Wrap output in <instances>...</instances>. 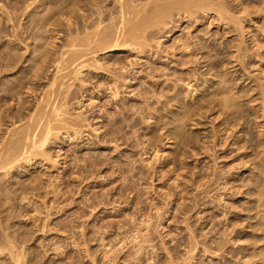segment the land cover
<instances>
[{"label": "rangeland", "instance_id": "1", "mask_svg": "<svg viewBox=\"0 0 264 264\" xmlns=\"http://www.w3.org/2000/svg\"><path fill=\"white\" fill-rule=\"evenodd\" d=\"M10 1L16 2L17 0H1L0 2H10ZM18 1L23 2V0H18ZM72 1L71 0H44V1L43 0H37L36 1L39 4V6L41 5V7L39 8V6H38V8L37 7L35 8V10L33 9L32 11L34 13L31 11L33 15L39 14L40 16H42V14H43V16H44L47 14V12L51 13L52 11H54V18L56 20L59 18L60 21L59 20H57V21H59L60 23L55 20V22H52V23L49 22V23H51V26H49L50 24L48 25V23L44 24L46 28L44 27V25L38 26V27L43 26L45 28L44 29L41 27L40 33H42L47 28L49 29L48 34L46 33L48 29L42 33L43 35L46 33L44 35L46 37H44L42 34H40L38 31L39 29L37 30V28L35 29L34 33H31V34L28 32H23L22 30H20L21 37L27 33L29 34V36H28V34L26 35L29 38V40H28L29 42L27 41V38H26L27 45L30 46V47H28V51H27L28 53L27 52L23 53V51H18L19 48H20V50L26 51L24 44L22 45V49H21V47H19V45L21 46V44L17 43L19 41L16 40V38L10 36L12 34V33H9L11 27L9 28L8 23L7 24L5 23L6 25H4V22H5V21L3 22L4 19H1L2 23H0V26L4 27L3 32L1 33L3 35H1L2 37L0 36L1 37L0 38V45L3 44V45H1V47L2 48L5 47L6 49H8L10 47L9 49L10 50L12 49V51H13V50H15L14 48H16L17 44H18V47L14 51V54H18L17 51L19 52V56H20L21 52H22V54H25V56H23V57L21 55V58H23L22 59L23 61H21L22 63L20 62L21 64L19 65V67L15 68V70L13 69L14 71L12 70L15 73H13L12 71L7 72L8 75H6V77L11 78L9 80L11 82L7 81L8 86L16 85L15 87H17L20 85L19 83H22L25 79L26 80L29 79V76H31V74H32V67H29V66H30V64L34 63V60L31 59L32 56H34L33 53L35 54L34 58H37L38 57L37 55L41 54V52L43 50L45 51L46 49H49L52 53L49 50H48V52L47 51H45V52L48 54L50 52L49 55L53 54L54 56L53 55L52 56L55 57L57 55L58 51H60V50L62 51L63 49L66 48V43L68 44V38L70 37V33H69V29H68L70 27L68 26V24H69L67 21L68 17H66V16L69 15L70 13H68V14L64 13V15H62L63 12L58 11L59 13L55 15V8H57L56 11L61 9L64 12H66L67 11L66 8L70 7ZM43 2H44V4L46 2H48V3H46L47 5H44ZM223 2H225L224 4L228 6V8L226 7L227 10H229L227 13H225L226 15L224 14L225 17L227 16L226 19H224L223 21L215 19L216 17H214V15H215V12H214V13H212V15L209 14L208 16L202 18V20L200 18L198 22H196L192 25L190 22H187L184 20L180 21V23H179L180 26H177V28L174 29L169 36L165 35L164 37H162L164 39L163 43H162V47L154 49V50L158 49V55H156L157 58L154 57L152 54L146 53L144 55V53H143V55L141 56L140 59H135L133 57L134 55H132V53L129 52L128 50L109 51L106 48H105V50H104V48H100L102 51L99 50L98 51L99 53H97L95 55L101 57L100 61H103V64L101 62L100 63L98 62V63L103 65V66L100 65L103 69L97 68L96 65L98 67H100V66H99V64L96 63V65H93L90 68L91 69L90 71H88L86 69V70H84L83 75L80 76L83 79H87L85 81H88L89 84L91 83L94 85L96 83V81H97V83H99V82L102 83V82H104V80L106 82L107 80H109L108 76L111 75L110 73H113L114 71H115L114 73H118V72H116V69H118L117 71H119V69L121 67V63L122 64L125 63V65H126L128 62L127 65H130V66L136 65L137 67L134 66V67H136L135 68L136 71L137 70L140 71V69H143L141 72H137L135 77L138 76V79H136V80L134 79L135 84L132 83V81H131L132 85L130 87H127L130 84L128 82L127 83L128 85H125V87H124V89L126 88L127 91L123 89V94L121 95L122 100L120 101V106H121V108L123 107L124 109H126V111H128L130 113V115H128V113L127 114L116 113L114 115L110 114V111L114 110L115 104H114V102H112V99L109 96L110 93H108L106 95V92L104 94L103 91L100 92L99 96L97 94L95 95V97H94L95 100H93L95 104L92 103L93 105H90L89 103L91 101L88 99L89 95H85L84 97H81V92H83V86L81 85V82H80L81 80L78 79L79 81L76 82L77 81L76 80L74 83L75 85L72 86L73 90L71 89L73 91V93L74 92L75 93L74 94L72 93V95L70 94L72 96V98L69 97L71 100L69 102V104L71 103L70 104L71 108L68 106L69 112H67V113H69V115L67 113L65 115H68V118L70 116V119H72L73 117L77 116L78 112L83 111L82 113H84V114L88 113L87 115H89L90 119L92 120L93 116H95L94 114L97 113V111H100L99 109L102 108L101 114L104 113L103 117H102L103 120H101L98 123L100 125L103 124L101 129L98 130L97 132H94L91 129L92 127H90V125H88L89 126L88 129H85V130L91 132L92 133L91 136H88V135H86V133L85 134L83 133V134H81L82 136L77 135V138H75L73 140H70V139L64 140L63 138H64L65 133H63L64 130L63 131L61 130L62 133L61 132H60V134L54 133L52 135L54 137H52L50 139V141H48L47 146H45L46 147L45 151L47 150L46 152L48 153L47 154L45 152L48 156H46L44 153V155L47 157L46 159H45V156L43 154L42 155L40 154L41 156L40 157L37 156L38 158L35 157L34 162L30 165H28V164L25 165V162L23 161L24 163L21 162L23 165L20 164L19 165L20 167L18 166V168H16V167L13 168L12 171H10L11 173L8 171L9 172L8 174H4V172L2 171L3 172L2 176H4V178H5L4 180H7V181L10 180V182L8 181L7 183H10L9 185L11 187L8 190V191H10V193L5 191V193H7V194H5L3 191V194H5L6 196L11 195V198H9V197L6 198V197H4L5 195L1 196V195H3V194H1L0 195L1 196L0 201L1 200L2 201L0 203H1L2 207L0 206V209L3 211L4 210L8 211V212L7 211L5 212L8 215V220L6 219L5 221H8V222L11 221V222H9V224L13 225L12 223H14L13 228L16 227V229H14V230L11 229V230H13L15 233H17L19 231L18 235H20V234L22 235L23 233H26V235L24 234V236L22 235V237H20L21 235L18 236L17 234H16L17 236H15V238L16 237L21 238L20 241H26L27 242V243L26 242H23V243L18 242L20 245H22V244L24 245L26 243L27 245L24 247L25 248L28 247L27 249L32 248V250H33V251L32 250L27 251L26 254L32 258H30L29 256L27 257V255H26V260H28V258L33 259L34 261L33 260H29V261L30 262L32 261L35 264L37 261H38L37 264H39V263L40 264H94V262L96 264H103L101 262H104V261H105L104 264H134L135 261L137 260V262L139 261L138 262L139 264H143L144 262H146L147 256L149 255L150 251L148 249L149 247L146 248L147 246L144 247L146 249L141 248L140 243L143 241V239H141V238L144 236H147L148 235L147 232L150 231L149 235L150 234L151 235L150 236L148 235V236L149 237L153 236L152 240L155 238V240H153L154 242L153 241L152 242L154 244L156 243L158 248H159L158 249L156 247V250L158 251V253L156 251V255H158L157 258H159L158 259L159 261L164 263V261L165 262L167 261L166 259L168 258V256H167L168 253H171V254H173L175 256H179V257L184 255L183 253H185L184 250L186 247L185 242H186L187 237L189 235L188 231L192 230V231L196 232V234H198V239H201V240L203 239L204 241L203 240L202 241L205 243H211L212 242L211 240L214 237H215L214 240L216 239L217 241H220V240L224 241V240L232 239V238H233L232 240L236 241L239 236H240L241 242L232 241L233 242L232 243V242H229L227 240L226 246H228V247L223 246V248H222L223 251L221 250V253H220L219 249L217 250V249H215V247H213V249H215V250L212 251L211 253L215 254L214 252L217 251L216 252L217 254H215V255H212L209 252V253H206V255L204 253V256H202L203 252L200 251V254H198V255H200L199 256L200 258H198V255H197V259H196L197 262L192 261L191 264H211L210 262H212V260H213L212 264H217V263L226 264L227 262H228L227 264H229V263L230 264H235V263L236 264H240V263L241 264H245V263L251 264L252 263V262L251 263L249 262L248 257L246 256V254H244V249L242 247H244L245 244H242V240H245V241L250 240L249 234L251 235V232L249 231L250 227L248 230V224L250 223V221H253V220L249 221V219H246V218L249 215H251L252 212H254L253 210L251 211L250 207L253 208L255 206V201H253L254 197H252L253 194H252V190H251L252 183H250L251 187H249V182H252L253 177L255 179H259V177H260V179H262L261 177L262 176L264 177V173H263L264 172V168H263L264 165L262 164V161L259 162L260 158H261V156L259 158V154H258L259 151L257 152L255 150L257 148L260 150L261 148L257 147L254 149V147H256L257 144L254 143L253 141H251V145H254V146L250 147L249 146L250 142H249V143H247V145L249 147L247 146V147L243 148L244 146H246V145H242L243 143L242 144L240 143L241 140L243 141V138H240L238 143H234V139L236 137L235 134H238L237 129H235L236 131L231 132L233 135H235V137H234L232 134H230V132H229L230 130H228L227 129L228 127H226V126H228V124L226 125V123L224 121L227 118L228 122H230L233 118H235L234 114H236V113L232 114L230 112L231 115L229 116L230 113L228 111H231V109H229L228 111L226 110V111L222 112V111H220V108L217 105L216 106L218 108L214 105H210L211 107L208 106L210 108H208V107L204 108L205 113L203 112L204 113L202 116L203 119H201V120H202V125H204L205 127L200 126V128H198V129H197V127H199V126H195V125L189 127L191 130L190 131L191 136L193 135L192 136L193 139L191 137V140L193 143L191 142L192 144L188 145V146L192 145V147L189 148V151H188V148L186 145L182 144L183 145L182 146L180 143V145H181L180 146V145H178L179 143H176L177 142V140H175L176 138L173 137L172 134H168V132H169L168 128L164 124L165 121H167V116L171 114L170 109H175L178 106L177 101L176 102L174 100H172L171 102L169 101V98H172L169 96H173V95L176 96L177 95L176 93H178L177 97L179 96V98L180 97L183 99L185 98L186 101H189V100L191 101V99L188 98V96L190 97V95H188L189 92L187 94L188 96L186 95L187 84L185 87L186 82L184 83V80L188 74V70H186L187 67L191 68V70H190L191 73H189V77H191V78L193 77L192 82H194L195 81L194 79H196V81L194 82L195 84H197V83L200 84V81L202 82V80L204 78L207 80H208V78H210L211 81H209L207 83V86L205 89H207V87H209V86H212V84H214V85H217V83L222 84V82H224L222 78H224V79L226 78L225 79L226 81H227V79L228 80L232 79L231 83H232V81H234L233 82L234 86H233V84H231L229 82L230 80L227 81L230 85H227L228 84L227 82L223 83V84L227 85L229 87V89H232L233 92H234V90L237 91L241 86L245 87L246 84L254 86L255 82H256V84L258 83L256 80H251V79H255L261 75L259 68L257 66H255L256 63L254 62V60L258 59L257 58L258 56L256 54V52L258 51V48L256 47L257 45H255L256 43L254 41H257V39L262 38L260 40V41H262V43L260 42V44H262V48H261V50L259 49L258 52L263 53L264 52V45H263L264 44V0H238V1L237 0H223ZM42 4H43V6H42ZM113 4H114V2L110 3L109 6L111 7ZM58 5H60V6H58ZM253 5H254V7H253ZM241 6H242V8H243V6L244 7L249 6V7H247L248 10H246V8H244L246 10V12H245V10L243 11L241 9ZM42 7H44V9H42ZM46 7H47V9H46ZM256 7L257 8L261 7L262 10L260 11L259 9H261V8L257 9ZM38 9H39V11H38ZM52 9H54V10H52ZM36 10L40 13H38ZM241 10L243 11V13H241ZM49 11H51V12H49ZM247 11H249L250 14ZM18 13L21 14L20 12H17V14ZM60 14H61V16H60ZM28 15H31V14L28 13L26 15H23V17H22V15L21 16L19 15V18L22 17L23 26L26 25L27 28L29 29L30 24H32V26H33V23L29 24V21H31L30 20L31 16H28ZM37 15H36V18H40V16L39 15L37 16ZM231 15H233V17H231L233 20L230 21ZM215 16H217V15H215ZM0 18H2V17H0ZM205 18L207 19V21ZM63 19H65V20H63ZM212 19H213V21H212ZM228 19H229L228 22H231V23H228L226 21ZM240 19L244 20V23L242 20V25L243 24L245 25L244 30H243L244 32L240 28L241 22L238 24L235 23L236 21H238ZM77 20L82 23L81 17L77 18ZM218 21L219 22L221 21V23L220 24L217 23ZM210 22H213V23H210ZM225 24H227L229 28L227 27V25L225 27ZM230 24H231V26H229ZM5 26L7 28H5ZM23 28H26V27H23ZM236 29H237V31H235ZM7 30H9V31H7ZM50 30L52 32L54 30V32L52 33V32H50ZM67 31H68L69 35H68ZM21 32H23V34ZM252 32H255V33H252ZM7 33H8V35H7ZM196 33H197V35H196ZM226 33H228V34H226ZM243 33H244V35H243ZM254 34H255V36H254ZM5 35L8 38L10 37L9 38L10 40L8 39V41H7V37ZM31 35H32V37H30ZM36 35H37L36 38L37 39L39 38L38 40L36 38H34ZM178 35L180 37L179 38L180 40L177 39ZM252 35H253V37H252ZM40 36L45 41L47 38V41L45 42L44 40H42L40 38ZM242 36H245V39L242 38ZM11 37H12V39L14 38L16 40V43H15L14 39L13 40L11 39ZM240 38H242V40ZM251 38L253 39V41ZM192 39H193V41H192ZM3 40L6 43H2V42H4ZM49 40H50L51 44L49 43ZM52 40H55V42L54 41L52 42ZM184 40H187L188 43L192 42L190 44V46L193 44L191 46L192 51H191V48L188 52L186 49H185L186 51L183 50L184 48L181 47V43H183ZM194 40H196V41H194ZM233 40H235V41H233ZM243 40H244L243 43L239 42V41H243ZM26 41H23V42L25 43ZM34 41L35 42L38 41V42H36L37 44ZM41 41H43L44 43L43 42L41 43ZM211 41H212V43H211ZM23 42H21V43H23ZM198 42H201V43L197 44L200 48H201V46H205L206 44H208V46H206L209 48L208 50L205 49L206 47H202V48L205 49L204 50L205 55L208 54L207 55L208 57H210L212 55V57H210V59L212 61L210 59H208V61L211 63L210 65H212V67H213L212 73L209 72V73H211V75H208V70H206L207 65H205V64L207 62H205L206 61L205 58L200 59L202 53H204V52L202 51L203 50L202 48L200 49L201 51L199 50V47L196 48L195 43H198ZM203 42H205V44ZM12 43L13 44L15 43V44L11 45ZM228 43L230 45H231V43H233V44L242 43L241 53H242L243 57H242V59L241 58L240 59L243 62L245 61L247 63L245 66L248 67V69L246 68V70H248V72H245V74L243 73L244 70L242 71L240 69V67H238V65L240 66L239 63L244 65L245 62L244 63H242V62L238 63V61H236L238 63V65L237 64L235 65V63L231 62L232 64L235 65V67H238L237 68L238 71L235 73L228 72L230 70L236 69L235 67H233L234 65L231 67L232 64L227 63L228 59L232 60L231 54H229V53H232V52H230V51H232L231 50L232 46H230ZM6 44H8V45H6ZM9 44H10V46H9ZM48 44L53 45V46L55 45V46L53 47V46H50ZM243 44H245V45H243ZM35 45H36V47H37V45H39V46L36 48ZM42 45L44 46L43 48L40 47ZM177 46L179 48H181L182 50L179 49ZM193 46L196 48V50H194ZM213 47H215V48H213ZM229 47H231V48H229ZM243 47L244 48L247 47V50H248L247 51L248 53L245 52L247 54V56H245V57H244L245 53L243 52V50H245V49ZM232 49H234V48H232ZM39 50H40V52H39ZM173 50H174L175 54H174V52H171ZM227 50H229V51H227ZM262 50H263V52H261ZM34 51H36V52H34ZM206 51H210L209 53L211 55H209V53ZM37 52L39 54H37ZM226 53H228L230 56L224 55ZM161 54H164V55H161ZM172 54H174L175 56L177 55V56L173 57L172 60L174 58L175 59L170 63V61H171L170 57L173 56ZM181 54H182V57H181ZM196 54H197V56H195ZM255 54H256V56H255L256 58L253 59V56ZM263 54H261V56ZM159 55H161L160 57H162V60L159 57ZM52 56H50V57H52ZM226 56H228V57L226 58ZM28 57H29V61H27ZM180 57H181V59H180ZM195 57H199V58H196L197 59L196 60ZM248 57H250V58H248ZM176 58H178V59H176ZM224 58L227 62L224 60ZM251 58H252V61H251ZM132 59H134V60H132ZM193 59H194V61H193ZM30 60H33V61H30ZM130 60L135 61L134 62L135 64L134 63L129 64ZM182 60H183V62H182ZM190 60H192V62H194V63L196 62V63L194 64ZM222 60L224 61V65L226 63L230 64V66H228L227 64L225 65L226 67H228V69L223 65ZM230 60H229V62H230ZM147 61H148V63H147ZM176 61H180V63L182 62L180 65H182V64L186 65L188 62L189 63L187 66L182 65V66L176 67L179 65V62H176ZM105 62H106V64H108V66H106ZM117 62H118V64H117ZM136 62H138V63H136ZM174 62H176L178 65L176 63L174 65ZM212 62L215 65V68L217 67L216 69L214 68V65L212 64ZM104 64H105V67H104ZM199 64H200V66H198ZM149 65H150V67H148ZM222 65L224 66V68ZM252 65L254 66V68H256L257 71L254 70V68H252ZM139 66H141V67H139ZM24 67H26L27 69ZM93 67H96L97 69L93 68ZM106 67H108V68L110 67V71L111 70L113 71V72L112 71L108 72L110 75L107 73V70L109 71V69H107ZM113 67H115L116 69H114ZM167 67H169V68H167ZM181 67L184 71L182 69H180ZM185 67H186V69H185ZM229 67H231V68H229ZM104 68L107 70L105 71ZM152 68L155 70H153ZM198 68L200 70H198ZM28 69L30 72H28ZM47 69L48 68L46 67L45 70L47 72H45V70H44L43 74L44 73L45 74L42 75V76L46 75L47 77L46 76L40 77L39 79L36 78L39 81L35 80V82L37 83V84L35 83L36 84L35 87L37 89V90H35V92H37V94L35 93L36 95H38V94L40 95V93L43 92L42 89L44 91H45V89H47L46 87H48V85H49L48 81L52 80L53 75L56 74V70H54L53 67H51V71H50V69H48L49 71ZM219 69H221V71ZM20 70L21 71L24 70V71H22L24 74ZM192 70L194 72H192ZM217 70H219V71H217ZM143 71L145 72V74ZM197 71L199 72L200 76L198 75ZM27 72H28V74L26 75ZM138 73H139V75H138ZM140 73H142V74H140ZM146 73L149 74V76H147ZM151 73H154V74L152 75ZM202 73H203V76H202ZM246 73L248 75H250V73H252L251 79L244 80L246 77H248L246 75ZM253 73H255V74H253ZM14 75H15V77H14ZM172 75H174V76H172ZM206 75H207V77H206ZM23 76H25L24 79H23ZM26 76L28 79L26 78ZM152 76H154V77H152ZM175 76H177V77H175ZM179 76L180 77L182 76L181 78L184 77L183 80ZM219 76L222 78H220ZM211 77L212 78L215 77V80L212 79ZM21 78L23 79L22 81H21ZM88 78H90L91 80ZM150 78H151V80H150ZM152 78L153 79L155 78L154 81H152ZM242 78H244V79H242ZM145 79H146V83H145ZM167 79H169V80H167ZM177 79H180V81ZM29 80L28 81L31 82V79H29ZM142 80H144V81H142ZM159 80H161V82ZM174 80L177 81V84H176V81H174ZM14 82H15V84H13ZM140 82H141V84H139ZM172 82H173V84H172ZM10 83H12V84H10ZM150 83H151V86H149ZM17 84H19V85H17ZM162 84H164V85H162ZM175 84L177 85V87ZM79 85L82 86V89H80ZM173 85H175V87ZM2 86L5 87L6 83L3 82ZM142 86H143V88H142ZM235 86H237V87L235 88ZM138 87H140V89ZM147 88H149V89H147ZM161 88H163V90ZM176 88L180 89L181 91L180 90L177 91ZM233 88H235V89H233ZM143 90L145 91V93H143ZM146 90H147V92H146ZM149 90L152 92L150 93ZM200 91H199V93H202L203 90L201 92ZM138 92H139V94H138ZM154 92H155V94H154ZM162 92H163V94H160ZM168 92H169V95L167 94ZM134 93L136 96H134ZM158 93L161 96L157 95ZM172 93H175V94H172ZM179 94H181V95H179ZM0 95H1V97H0V110H1L0 113H2L1 115H3V113H4L3 116L5 117V119L11 120V117H10L11 113L12 114L14 113L12 115V118L17 114L14 117L15 119H16V117L18 118V115L19 116L22 115L21 112H20V114L18 112L19 108H18L16 102L15 101L11 102L12 99L10 98V96H8V95L6 96V94L4 96V94H2V91H0ZM23 96L26 98L28 97L26 95H23ZM167 96L169 97L168 99H167ZM185 96L187 97V99ZM30 97H31V99L34 98L33 96H30ZM30 97H28L27 99L29 100ZM159 97L161 98L160 100H159ZM198 98H200V97H197V99ZM1 99H3V101ZM9 99H11V100H9ZM31 99L29 100L30 102L28 101L29 106L31 105L32 102H34L36 100V98H34L33 100H31ZM142 99L144 101H142ZM80 100L82 101V104H79V103H81ZM146 100H148V101H146ZM164 100H165V102H164ZM134 102L137 105H135ZM142 102H144V103L142 104ZM161 102H162V104H161ZM2 103L6 106V108L3 112H2V109H4L3 107H5V106ZM256 103L259 104L258 101ZM107 104H109V105H107ZM144 104H145V106H143ZM249 104H251V106H250L251 109L249 110V113H250V112H253V110H252V103H249ZM34 105H35V103L29 108L32 109ZM134 107H136L138 109H136ZM163 107L165 109H167L168 107L169 108L167 110H165ZM257 107H260V104ZM162 108H163V110L161 111ZM206 108H208V109H206ZM106 109L108 110L107 111L108 113L105 111ZM217 109H219V110L217 111ZM209 110H211V111H209ZM5 111H8V112H5ZM232 111H234V109H232ZM227 112L229 114H227ZM5 113L6 114L8 113L10 115L8 116ZM22 113H24V112H22ZM225 113L228 116L227 115L225 116ZM217 114H219L220 116L218 115V117H217ZM250 114H251V117H250V115L248 116V114H247L248 117L245 116L246 121L248 120V123L247 122L245 123L244 120H241L244 122V123L241 122L242 123L241 125H242V127H244V126L246 127L248 125V128H250L252 126L251 132H253L257 137V131L254 129V126H253L254 122L251 121L254 118V116H253L254 114L253 113H250ZM122 115H123V117H122ZM158 115H159V117H158ZM223 116L225 117V119ZM8 117H10V118H8ZM247 118H249V119H247ZM130 119H131V122H130ZM94 120L96 121L95 118H93V121ZM93 121H91V123L94 126L97 125V124H95L96 122L95 121L93 122ZM9 122L11 123V121H9ZM9 122H8V124H10ZM211 124H212V126H211ZM243 124H244V126H243ZM3 127L4 126L1 125V129ZM162 127H164V128H162ZM192 127H193V129H192ZM213 127H214V131H213ZM113 128L118 129L117 136L120 138L118 140V142H116V140L112 141L113 139L111 138L112 136H111L110 130H112ZM155 128H157V130ZM248 128H247V130L250 131ZM106 129H107V131H106ZM163 130H164V132H163ZM154 133H155V135H154ZM227 134H229L228 135L229 137L227 136ZM242 134H244V133H242ZM167 135H169V136L167 137ZM213 136L216 137V139ZM218 136H219V138H218ZM223 136L225 138H223ZM256 137L253 140H255ZM107 139H108V141H107ZM204 139H206V140H204ZM228 139H229V141H227ZM217 140H218V142H217ZM174 141H176V142H174ZM221 141L222 142L224 141L225 143L228 142V143L225 144L224 142L222 143ZM211 143H213L214 146ZM117 144H119L120 146L119 145L117 146ZM208 144L210 147L208 146ZM222 144L225 146L223 147ZM215 145H217V146H215ZM218 145L220 148L218 147ZM240 145L242 146L241 149L238 148V146L240 147ZM154 147L158 150V154L156 153L157 151L153 150ZM211 147L212 148L214 147L213 150L215 152L212 151ZM183 148H186L187 150L186 149L183 150ZM201 148H202V150H199ZM208 148H211V150H209ZM252 148L254 149L255 152L252 150ZM193 149H194V151H193ZM242 149L244 151H242ZM249 149L251 151H249ZM205 151H207L206 155H205ZM181 152H182V154H181ZM187 152H189V153H187ZM194 152L195 153L197 152L198 156ZM217 152H218V154H217ZM256 152H257L258 157L256 155ZM192 153H194V156ZM209 153H210V155H209ZM214 153H215V156H214ZM42 156H44V157H42ZM242 157L243 158L246 157L248 163L245 162L246 158H245V160H243ZM241 158L243 161L241 160ZM239 159L241 160L240 164H239V161H240ZM248 159H249V161H248ZM216 161L218 162V166H217ZM250 161H251V163H250ZM83 163L84 164L88 163V164L84 165ZM232 164L234 166H232ZM254 165H255L256 169L253 167ZM256 165L259 169H257ZM82 166H84L83 167L84 169L82 168ZM209 166H210V168H209ZM231 166H232V168H231ZM81 169L84 171L81 172ZM203 169H204V171H203ZM251 170H253V171H251ZM5 173H7V172H5ZM81 173L85 174L84 178H82V180L87 178V179H85L87 181H85V182L81 181L80 182L81 179L79 178L80 179L79 180L78 177L81 176L80 175ZM255 173H256V175H255ZM228 174H229V176H228ZM234 174H235V176H234ZM5 175L6 176L8 175V176L5 177ZM257 175H259L258 178H256ZM189 177L190 178L192 177V178L190 179ZM217 177H218V180H217ZM250 177L252 180L250 179ZM29 178L32 181H30ZM197 178L201 179V180H198ZM203 178H205V179H203ZM211 180H212V183H211ZM215 180H217V182ZM31 182H33V183H31ZM79 182H80V184H79ZM226 182L229 183L231 186L229 184H227ZM231 182H232L233 186H232ZM215 183L216 184L219 183V184L216 185ZM211 184H213L215 186H213ZM244 184L245 185L248 184V185H246L244 188ZM262 184H263V182H262ZM11 185H13V186L15 185L14 188ZM206 185H207V187H206ZM218 185H220L221 188ZM234 185H236V187ZM195 186H196V188H195ZM240 187H241V189H240ZM248 187H249L251 193L248 191ZM263 187H264V185H263ZM197 188H198V190H197L198 193L196 192ZM201 189H203V190H201ZM233 189H235V190H233ZM191 190H193V191H191ZM11 191H13L14 193ZM25 191H26V193H25ZM240 191H242V192H240ZM209 192L211 193V196H210ZM0 193H2V192H0ZM11 193H13V194H11ZM201 193H203L206 197L203 194L201 195ZM248 193H250V194H248ZM219 194L220 195L222 194L221 196L222 197L224 196V197L221 198V196ZM251 194H252V196H251ZM24 195L27 196L28 201L27 200L24 201L22 199V196H24ZM2 197H4V200ZM196 198H197V200L199 199L198 201H196L197 203L199 202L198 204H196V202H195ZM186 199H189V200H186ZM204 199H205V201H204ZM247 199L252 200L254 205H253L252 201L250 202ZM9 200H11L13 203ZM5 201L7 202L6 203L7 205L10 202L12 204L10 203L7 206L5 204ZM224 201H226V203ZM201 202L203 204H200ZM249 202L252 203L251 205H253V207L250 205ZM234 203H235V205H234ZM241 205H242V207H241ZM243 205H244V207H243ZM94 206H95V208H94ZM196 206H198V207H196ZM3 207L4 208L6 207V208L4 209ZM7 207H9V208H7ZM236 207H238V208H236ZM247 207H249V208H247ZM231 208L233 211L231 210ZM8 209L12 213L14 212L15 214L9 213L10 211ZM175 210H177V211H175ZM186 211L188 212V214ZM197 211H199V212H197ZM248 211H249V213H248ZM246 212L248 214H246ZM225 213H226V216H224ZM0 214H2V213H0ZM6 214H5V218H7ZM187 215H188V217H187ZM2 217H4V215H2ZM11 217H12V219H11ZM141 219L146 220L147 223H146V221H142ZM2 220L4 222V218ZM232 220L237 223L236 226ZM239 220H240V223H239ZM211 221H213V222H211ZM15 222H16V224H15ZM207 222H209V223H207ZM243 222L246 223V225ZM140 223L141 224L144 223L148 227L150 226L149 227L150 230H148L147 229L148 227L147 226L145 227V225L141 226ZM211 223L212 224L214 223V225H212ZM241 223H243V224H241ZM0 224L2 225L1 222H0ZM233 224H234V227L232 229ZM1 225H0V227H1ZM237 225H238V227H237ZM243 225H245V226L243 227ZM212 226H213V229L211 228ZM214 226H216V227H214ZM227 226H228V230H229V227L231 226L230 227L231 229L229 231L227 230V228H225ZM17 227H18V229H17ZM193 227H195V228H193ZM190 228H191V230H190ZM203 228H204V230H203ZM207 228L208 229L210 228V229L208 230ZM235 228H237V229H235ZM242 229H244V230H242ZM245 229H246V232L248 230L247 233H244ZM16 230H17V232H16ZM22 230H23V232H22ZM139 230H140V232H139ZM225 230H227L229 233L231 232V235L228 234L227 231L225 232ZM145 231H146V233H145ZM200 231H203V233H205V231H206V233L207 232L208 233L203 234ZM209 231L212 234L209 233ZM215 231H217V232H215ZM222 232L223 233L225 232L227 237H226V235L224 236L225 233L223 234ZM141 233L142 234L144 233L143 234L144 236L141 237L140 236ZM27 235H29V236H27ZM245 235H248V237ZM23 237H25V239H27V240H24ZM219 237H220V239H219ZM243 238H246L247 240L243 239ZM28 239H29V241H28ZM205 239H206V241H205ZM18 240L16 239V242ZM30 240H32V241H30ZM121 240H122V242H121ZM238 240H239V238H238ZM131 241L133 242V244ZM110 243L112 244V246H110L111 245ZM144 243L145 242L143 241V243H142L143 245L142 244L141 245L144 246ZM164 243H165V246H163ZM220 243H224V242H220ZM240 243H241V246H240ZM243 243H246V242H243ZM156 244H155V246H156ZM138 245L140 246L141 249L138 247ZM234 245L237 247H233ZM130 246H132V247L135 246L134 247L135 250L136 251L138 250L139 254L137 253L136 257H134L135 255L129 257L128 254L131 255L132 253L133 254L136 253L133 250V248ZM166 247L169 249V251H168V249H166ZM224 247H226L227 250L224 249ZM131 248H132V250H131ZM163 248H165V250L168 252L164 251ZM230 248H232V249H230ZM84 249H85V251H84ZM142 249H143V252L142 251L139 252V250H142ZM213 249H211V250H213ZM109 251H111V252H109ZM131 251H132V253H130ZM238 251L239 252L243 251V252L238 253ZM28 252H30L32 255H30ZM104 252H106V253H104ZM119 253L121 254L120 256H119ZM126 254L128 256H126ZM181 254H183V255H181ZM108 255H110V256H108ZM238 255H239V257H238ZM93 256H94V258L92 259L91 257H93ZM103 257H105L106 259ZM111 257H113V258H111ZM117 257L118 258L120 257L119 260L117 259ZM223 257H226V259ZM240 257H242L241 258L242 261H240ZM243 257L244 258L247 257V258L244 259ZM127 258H128V260H127ZM210 258H211V260H210ZM233 258L234 259L236 258L237 260L236 259L233 260ZM114 259L116 260V262H114L115 261ZM214 260L216 263L214 262ZM218 260H219V262H218Z\"/></svg>", "mask_w": 264, "mask_h": 264}, {"label": "bare ground", "instance_id": "2", "mask_svg": "<svg viewBox=\"0 0 264 264\" xmlns=\"http://www.w3.org/2000/svg\"><path fill=\"white\" fill-rule=\"evenodd\" d=\"M1 1V0H0ZM18 1V0H17ZM0 2V17H2V18H0V23H2L1 21V19H4L3 20V22H4V25H6L7 23L9 24V28H10V32L9 33H12L10 36H12V37H14V38H16V40H18L19 42H17L18 44H21V46L19 45V47H21V49H22V45L24 44V47H25V49H26V51H24V50H20V48L18 49V51H23V53L24 52H27L28 51V47H30V46H28L27 45V41L29 40V38H28V36H29V34L28 33H34V31H35V29L37 28V30L39 31V33H40V29H41V27L42 28H44L45 27V25L44 24H46V23H48V25L49 26H51V23L52 22H55V18H54V11H49V12H51V13H48L47 12V14L46 15H44L43 16V14H42V16H40L39 14V16H40V18H36V15H33L32 14V10L34 9L35 10V8L37 7L38 8V6H39V4L36 2L37 0H23V2ZM44 1V0H43ZM72 1V0H71ZM238 1V0H237ZM40 2V1H39ZM114 2V4L110 7L109 6V4L110 3H113ZM240 2V1H239ZM41 3V2H40ZM46 3H48V2H46ZM44 4V2H43V4L44 5H47V4ZM50 3V2H49ZM53 3V2H52ZM225 2H223V0H73L72 2H71V5H70V7H67L66 9H67V11L66 12H64L63 10H61L60 8V10H57L56 11V9L57 8H55V15L56 14H58L59 12L58 11H60V12H63V14L62 15H64V13L66 14H68V13H70L69 15H67L66 17H68V19H67V21H68V26L70 27V28H68L69 29V33H70V37L68 38V44L66 43V48L65 49H63L62 51L60 50V51H58V53H57V55L55 56V57H53L52 55H49L50 54V50L49 49H46L45 51H47L48 52V50L50 51L49 52V54L48 53H46L44 50L41 52V54H39L38 52H37V54H39V55H37L36 57L37 58H34V56H35V54L33 53V55L34 56H32V58L31 59H33L34 60V63L33 64H30V66L29 67H32V74H31V76H29V79H31V82H29L30 80L27 78V76H26V78L29 80H24L22 83H19V84H17V85H19V86H17V87H15L16 85H11V86H8L7 85V83L8 82H11V81H9L11 78H8V77H6V75H8L7 74V72H11L13 69L15 70V68H18L19 67V65L22 63L21 61H23L22 59L23 58H21V55H22V57L23 56H25V54H22V52L20 53V56H19V52L17 51V53L18 54H14V51L17 49V47H18V44H17V47L16 48H14L15 50H13L12 51V49L10 50L9 48L8 49H6L5 47L4 48H2L1 47V45H3V44H1L0 45V91H2V94H4V96H5V94H6V96L8 95V96H10V98L12 99H9V100H11V102H16V104H17V106H18V108H19V114H20V112H21V114L22 115H18V118L16 117V119L13 117L12 118V115L14 114H12L11 113V120H9V119H5V117L3 116L4 115V113H3V115H1L2 113H0V192H2V193H0V195L1 194H3V191H4V193H5V191H7V192H9L10 193V191H8L11 187H10V183H7L8 181L10 182V180H4L5 178H4V176H2V173L4 172V174H8L10 171H12V169L13 168H18V166L20 165V164H22L21 162H25V165H30V164H32L33 162H34V158L35 157H37V156H41L42 154L44 155V153L47 151H45V146H47V144H48V141H50V139L52 138V137H54V136H52L54 133H57V134H60V132H61V130L63 131L64 130V132L63 133H65V135H64V140H67V139H70V140H73V139H75V138H77V135L79 136V135H81V134H85L86 133V135H88V136H91V132H89V131H87V130H85V129H88V125H90V127H92L91 129L94 131V132H97L98 130H100L101 129V127H102V125L103 124H98L101 120H103L102 119V117H103V114H101V109H99L100 111H97V113H95L94 115L95 116H93V118H95L96 119V123L95 124H97V125H93L92 123H91V121H93V118H92V120L90 119V116L89 115H87V114H84V113H82L81 111V113L80 112H78V114H77V116H75V117H73L72 119H70V116H69V118H68V115H69V113H67V112H69L68 111V108L70 107L71 108V106H70V104H69V102L71 101L70 100V98L69 97H71L72 98V93H73V88H72V86L73 85H75L74 83H75V81L76 82H78L79 80H81L80 82H81V85L83 86V92H81V97H84L85 95H89V100L91 101L89 104L90 105H93L92 103H94V101L93 100H95L94 99V97H95V95L97 94L98 96L100 95V92L101 91H103V93L105 94V92H106V95L108 94V93H110L109 94V96L111 97V99H112V102H114V104H115V106H114V110L113 111H110V114H116V113H121V114H127L128 113V115H130V113L128 112V111H126V109H124L123 107L121 108V106H120V101L122 100L121 99V95L123 94V89H124V87H125V85H128L127 83L129 82L130 84H129V86H127V87H130L132 84H131V81H132V83H134V81L136 80V79H138V76L137 77H135L136 76V74H137V72H141L143 69H140V71H136L135 70V68L137 67L136 65H134V66H136V67H134L133 65H127L128 64V62H127V64L125 65V63L124 64H122L121 63V67H120V69H119V71H117L118 69H116L115 67H113L114 69H116V72H118V73H114L112 70V72L113 73H108V72H111L110 71V67L108 68V67H106L107 69H109V71L107 70V69H105V71L107 70V73L110 75V76H108V78H109V80H107L106 82H105V80H104V82H99V83H97V81H96V83L93 85V84H89V82L88 81H85V80H87V79H83V78H81L80 76H82L83 75V72H84V70H88V71H90L91 69V67L93 66V65H96V63L97 64H99L100 62L103 64V61H100L101 59V57L100 56H96L95 54H97V53H99L98 51L99 50H101L100 48H104V50H105V48L107 49V50H109V51H113V50H117V51H123V50H128L129 52H131L132 53V55H134L133 57L135 58V59H140L141 58V56L143 55V53H144V55L146 54V53H148V54H152L154 57H156V55H158V49H156V50H154L155 48H160V47H162V43H163V38L162 37H164L165 35H167V36H169L170 34H171V32L174 30V29H176L177 28V26H180L179 25V23H180V21H182V20H184V21H187V22H190L191 23V25L192 24H194V23H196V22H198L199 21V19L201 18V20H202V18H204V17H206V16H208L209 14L210 15H212V13H214L215 12V15H217V16H215L214 15V17H216L215 19H218V20H221V21H223L224 19H226V17H225V13H227L229 10H227V8H228V6L227 5H225L224 4ZM38 4V5H37ZM43 4H42V6H43ZM49 5V4H48ZM55 5V4H54ZM68 5V6H69ZM242 5V4H241ZM252 5V4H251ZM58 6H60V5H58ZM62 6V5H61ZM245 6V5H244ZM243 6V8H242V6H241V9L244 11L245 9L244 8H246V10H248L247 9V7H249V6H246V7H244ZM257 6V5H256ZM41 7V5L39 6V8ZM63 7V6H62ZM227 7V8H226ZM238 7V6H237ZM253 7H254V5H253ZM257 8V7H256ZM259 8H261V7H258L257 9H259ZM42 9H44V7H42ZM41 9V10H42ZM46 9H47V7H46ZM45 9V10H46ZM51 10V9H50ZM52 10H54V9H52ZM241 10V13H243V11ZM246 10H245V12H246ZM260 11L262 10V8L261 9H259ZM32 11V12H31ZM37 11V10H36ZM38 11H39V9H38ZM37 11V12H38ZM17 12H20L21 14H19L20 16L22 15V17H23V15H26V14H31V15H28V16H31V18H30V20L32 21H29V24L30 23H33V26H32V24H30V28L28 29L27 28V26L25 25V26H23V23H22V17H20L19 18V15L17 14ZM44 12V11H43ZM239 12V11H238ZM247 12H249V11H247ZM34 13V12H33ZM38 13H40V12H38ZM225 14V15H224ZM249 14H250V12H249ZM37 15V16H38ZM27 16V17H28ZM58 16V15H57ZM60 16H61V14H60ZM81 17V20H82V23L81 22H79L78 20H77V18H80ZM56 17V16H55ZM59 17V16H58ZM63 17V16H62ZM65 17V16H64ZM213 17V18H214ZM231 17H233V15H231L230 16V18ZM57 18V17H56ZM61 18V17H60ZM206 19V18H205ZM251 19V18H250ZM57 20H59V18L57 19ZM56 20V21H57ZM63 20H65V19H63ZM231 20H233L232 18L230 19V21ZM243 20V19H242ZM242 20L240 19V20H238V21H236L235 23L236 24H238V23H240L241 22V24H240V28H241V30L243 31L244 30V24L242 25ZM252 20V19H251ZM60 21V20H59ZM59 21H57V22H59ZM206 21H207V19H206ZM212 21H213V19H212ZM215 21V20H214ZM217 21V20H216ZM221 21L219 22H217V23H221ZM227 22L229 21V19L228 20H226ZM49 22H51V23H49ZM56 22V23H57ZM186 22V23H187ZM204 22V21H203ZM202 22V23H203ZM250 22V21H249ZM253 22V21H252ZM6 23V24H5ZM27 23V22H26ZM60 23V22H59ZM210 23H213V22H210ZM225 23V22H224ZM228 23H231V22H228ZM243 23H244V20H243ZM54 24V23H53ZM223 24V23H222ZM40 25H44V27L43 26H41V27H38V26H40ZM59 25V24H58ZM190 25V26H191ZM211 25V24H210ZM226 25L227 24H225V27H226ZM196 26V25H195ZM229 26H231V24L229 25ZM234 26V25H233ZM23 27H26V28H23ZM55 27V26H54ZM57 27V26H56ZM192 27V26H191ZM227 27H228V25H227ZM236 27V26H235ZM3 26H0V36L1 35H3V34H1L2 32H3ZM5 28H7L6 26H5ZM46 28V27H45ZM44 28V29H45ZM50 28V27H49ZM58 28V27H57ZM229 28V27H228ZM25 29V30H24ZM31 29V30H30ZM48 29V28H47ZM46 29V30H47ZM53 29V28H52ZM235 29V28H234ZM20 30H22L23 32H28L27 34H28V36H26L27 34H25L24 36H22L21 37V35H20ZM46 30H44V31H46ZM227 30V29H226ZM229 30V29H228ZM7 31H9V30H7ZM43 31V32H44ZM48 31H49V29L47 30V34H48ZM200 31V30H199ZM235 31H237V29L235 30ZM241 31V32H242ZM23 32H21L22 34H23ZM42 32V31H41ZM42 32V33H43ZM50 32H52L51 30H50ZM53 32H54V30H53ZM52 32V33H53ZM188 32V31H187ZM226 32V31H225ZM244 32V31H243ZM42 33H40V34H42ZM45 33V34H46ZM56 33V32H55ZM67 33H68V31H67ZM69 33H68V35H69ZM252 33H255V32H252ZM263 33V32H262ZM6 34V33H5ZM44 34V35H45ZM57 34V33H56ZM202 34V33H201ZM226 34H228V33H226ZM232 34V33H231ZM259 34V33H258ZM7 35H8V33H7ZM35 35V34H34ZM38 35V34H37ZM37 35L34 37V38H36L37 37ZM43 35V34H42ZM43 35V36H44ZM196 35H197V33H196ZM225 35V34H224ZM236 35V34H235ZM243 35H244V33H243ZM6 36V35H5ZM4 36V37H5ZM183 36V35H182ZM223 36V35H222ZM227 36V35H226ZM254 36H255V34H254ZM258 36V35H257ZM256 36V37H257ZM2 37V36H1ZM0 37V38H1ZM7 37V36H6ZM12 37H11V39H12ZM30 37H32V35L30 36ZM44 37H46V36H44ZM43 37V38H44ZM52 37V36H51ZM252 37H253V35H252ZM10 38V37H9ZM8 37H7V41H8V39H9ZM13 38V39H14ZM26 38H27V41H26ZM33 38V39H34ZM40 38H41V36H40ZM57 38V37H56ZM180 37H179V35L177 36V39H179ZM188 38V37H187ZM225 38V37H224ZM242 38H244L245 39V36H242ZM242 38H240L241 40H242ZM259 38V37H258ZM12 39V40H13ZM32 39V38H31ZM37 39V38H36ZM39 39V38H38ZM37 39V40H38ZM42 39V38H41ZM49 39V38H48ZM55 39V38H54ZM203 39V38H202ZM236 39V38H235ZM252 39V38H251ZM262 39V38H261ZM261 39H257V41H254L255 43V45H257L256 47L258 48V51H259V49L261 50V48H262V44H260V42L262 43V41H260ZM2 40V39H1ZM5 40V39H4ZM3 40V41H4ZM10 40V39H9ZM16 40L14 39V41H15V43H16ZM42 40H44V39H42ZM180 40V39H179ZM200 40V39H199ZM23 41H26L25 43L23 42ZM45 41V40H44ZM46 41H47V38H46ZM45 41V42H46ZM55 42V40H52V42ZM190 41V40H189ZM192 41H193V39H192ZM194 41H196V40H194ZM208 41V40H207ZM231 41V40H230ZM233 41H235V40H233ZM252 41H253V39H252ZM11 42V41H10ZM21 42H23V43H21ZM29 42V41H28ZM35 42V41H34ZM36 42H38V41H36ZM35 42V43H36ZM40 42V41H39ZM43 41H41V43H42ZM155 42V43H154ZM182 42V41H181ZM232 42V41H231ZM239 42H244V40L243 41H239ZM2 43H6L5 41L4 42H2ZM9 43V42H8ZM14 43V44H15ZM31 43V42H30ZM44 43V42H43ZM49 43H50V40H49ZM192 42H190V43H188L187 42V40H184L183 41V43H181V47H183L184 49L183 50H187V52L190 50V48H191V51H192V45L190 46V44H191ZM194 43V42H193ZM199 43H201V42H198V43H195L196 44V48H198L199 46L197 45V44H199ZM204 44H205V42H203ZM211 43H212V41H211ZM238 43V42H237ZM242 43H239V44H233V43H231V45L230 46H232V48H234V49H232L231 47H229V48H231V50L232 51H230V52H232V53H229V54H231V58H232V60H230V59H228L227 61L225 60V58H224V60L227 62V63H230V64H232V63H235V65L237 64L238 65V63L239 62H242V63H244L243 61H241V59H242V57H243V55H242V53H241V50H242ZM13 43L11 44V45H14ZM37 44V43H36ZM46 44V43H45ZM51 44V43H50ZM50 44H48V45H50ZM165 44V43H164ZM163 44V45H164ZM6 45H8V44H6ZM5 45V46H6ZM31 45V44H30ZM44 45V44H43ZM40 46V47H44V46ZM183 45V46H182ZM243 45H245V44H243ZM264 45V44H263ZM9 46H10V44H9ZM39 45H37V47H38ZM50 46H53V45H50ZM55 46V45H54ZM53 46V47H54ZM195 46V45H194ZM193 46V47H194ZM206 46H208V44H206L205 46H201V48L202 47H206ZM210 46V45H209ZM222 46V45H221ZM8 47V46H7ZM12 47V46H11ZM35 47H36V45H35ZM34 47V48H35ZM36 47V48H37ZM46 47V46H45ZM178 47V46H177ZM35 48V49H36ZM47 48V47H46ZM167 48V47H166ZM169 48V47H168ZM179 48V47H178ZM177 48V49H178ZM196 48L194 47V50H196ZM200 47H199V50L201 49ZM212 48V47H211ZM213 48H215V47H213ZM244 48V47H243ZM249 48V47H248ZM24 49V48H23ZM41 49V48H40ZM179 49H181V48H179ZM203 49V48H202ZM205 49H209L208 47H206ZM205 49H203L202 51L204 52V50ZM245 50H243V52L245 53H248L247 51V47L246 48H244ZM255 49V48H254ZM32 50V49H31ZM42 50V49H41ZM52 50V49H51ZM182 50V49H181ZM185 50V51H186ZM193 50V51H194ZM198 50V49H197ZM225 50V49H224ZM37 51V50H36ZM36 51H34V52H36ZM102 51V50H101ZM161 51V50H160ZM178 51V50H177ZM176 51V52H177ZM201 51V50H200ZM211 51V50H210ZM210 51H206V52H210ZM227 51H229V50H227ZM250 51V50H249ZM253 51V50H252ZM251 51V52H252ZM256 51V50H255ZM257 51V52H258ZM39 52H40V50H39ZM60 52V53H59ZM170 52V51H169ZM168 52V53H169ZM171 52H174V50L173 51H171ZM195 52V51H194ZM193 52V53H194ZM226 52V51H225ZM256 52V54H257V58L258 59H256V60H254V62L256 63L255 64V66H257L258 68H259V70H260V76H258L257 78H255V79H251V74L252 73H250V75H248L247 73H246V75L248 76V77H246L245 79L244 78H242V79H244V80H248V79H251V80H256L258 83L256 84V82L254 83L255 85V87L253 86V85H247L246 84V86L245 87H240L237 91H235L234 90V92L232 91V89H229V87L227 86V85H230L227 81H229L230 83H231V80L232 79H227V81L224 79V78H222V77H220V78H222L223 79V81L224 82H222V84L221 83H217V85H214V84H212V86H209V87H207V89H205L206 88V86H207V83L209 82V81H211L210 80V78H208V80L207 79H203L202 80V82L200 81V84L199 83H197V84H195L194 82L196 81V79H194L195 81L194 82H192L193 81V77L191 78V77H189V73H191V68L190 67H187V69H186V67H185V69L186 70H188V74H187V76H186V78H185V80H184V83H185V87H186V84H187V91H186V95L188 94V92H189V94L188 95H190V97L188 96V98L189 99H191V101L189 100V101H186L185 100V98L183 99V98H179V96L177 97V95H178V93H176L175 91V93L177 94L176 96L175 95H173V96H169V97H172V98H169L168 96H167V99L169 98V101L171 102L172 100H174L175 102L177 101L178 102V106L175 108V109H170L171 111V114L170 115H168L167 116V121H165V125L167 126V128H168V134H172V136L173 137H175L176 139L175 140H177V142L176 141H174V142H176V143H179L178 145H180V143H181V145L183 144V145H186L187 146V148H188V151H189V148L190 147H192V145L191 146H188V145H190V144H192L193 142H192V140H191V137L193 136H191V133H190V126H193V125H195V126H199V127H197V129L198 128H200V126H204V125H202V120L201 119H203L202 118V116H203V114L205 113V107H208V106H210V105H214V106H219V108H220V111H228L229 109H231V111H228L229 113L231 112L232 114L233 113H236V114H234V116H235V118H233L230 122H228V120H227V118L225 119V117H224V119H225V123H226V125L228 124V126H226V127H228L227 129L228 130H230L229 132H230V134H232L231 132H233V131H236L235 129H237V133L238 134H235L236 135V137H235V135H233L234 137H235V139H234V143H238V141H239V139L240 138H243V141L241 140V144L242 145H246V146H244L243 148H245V147H247L248 145H247V143H249L250 142V144H249V146L251 147V146H254V145H251V141H253L254 143H256L257 144V146L256 147H254V149L255 148H257V147H259V148H261L260 150L258 149H255L257 152L259 151V158H260V156H261V158H260V161L259 162H261L262 161V164L264 165V52H263V50L261 51V52H263V53H257ZM16 53V52H15ZM28 53V52H27ZM52 53V52H51ZM165 53V52H164ZM224 53V52H223ZM244 54V57L245 56H247V54ZM59 54V55H58ZM170 54V53H169ZM174 54H175V52H174ZM174 54H172L171 56L172 57H170L171 58V61H170V63L175 59H173L172 60V58L173 57H176ZM185 54V53H184ZM207 54V53H206ZM228 53H226V54H224V55H228V56H230ZM256 54L253 56V59L254 58H256L255 56H256ZM261 54H263L262 56H261ZM27 55V54H26ZM161 55H164V54H161ZM161 55H159V57L161 56ZM168 55V54H167ZM194 55V54H193ZM208 55V54H207ZM207 55H205V52L204 53H202V55H201V57H200V59L201 58H205V62H207L205 65H207V68H206V70H208V75H211V73H212V69H213V67H212V65H210L211 63L208 61V59H210V57H212V55L209 53V55H211L210 57H208ZM242 55V56H241ZM253 55V54H252ZM50 56H52V57H50ZM170 56V55H169ZM195 56H197V54L195 55ZM215 56V55H214ZM221 56V55H220ZM228 56H226V58L228 57ZM120 57V56H119ZM158 57V58H159ZM168 57V56H167ZM181 57H182V54H181ZM181 57H180V59H181ZM190 57V56H189ZM225 57V56H224ZM118 58V57H117ZM157 58V57H156ZM161 58V60H162V57H160ZM159 58V59H160ZM169 58V59H170ZM187 58V57H186ZM194 58V57H193ZM196 58H199V57H195V59ZM207 58V59H206ZM241 58V59H240ZM248 58H250V57H248ZM26 59V58H25ZM110 59V58H109ZM149 59V58H148ZM176 59H178V58H176ZM188 59V58H187ZM216 59V58H215ZM221 59V58H220ZM237 59V60H236ZM33 60H30V61H33ZM103 60V59H102ZM111 60V59H110ZM132 60H134V59H132ZM197 60V59H196ZM195 60V61H196ZM211 60V59H210ZM229 60H230V62H229ZM240 60V61H239ZM249 60V59H248ZM26 61V60H25ZM27 61H29V57H28V60ZM26 61V62H27ZM137 61V60H136ZM167 61V60H166ZM185 61V60H184ZM188 61V60H187ZM191 62H192V60H190ZM193 61H194V59H193ZM212 61V60H211ZM215 61V60H214ZM213 61V62H214ZM236 61H238V63L236 62ZM251 61H252V58H251ZM21 62V63H20ZM99 62V63H98ZM107 62V61H106ZM106 62H105V64H106ZM115 62V61H114ZM131 62V63H130ZM130 62H129V64H133L135 61H131L130 60ZM165 62V61H164ZM176 62H179V65L176 63ZM176 62H174V65H175V63L178 65V66H176V67H179V66H182V65H180L182 62H183V60H182V62L180 63V61H176ZM213 62H212V64H213ZM225 62V63H226ZM232 62V63H231ZM248 62V61H247ZM29 63V62H28ZM27 63V64H28ZM108 63V62H107ZM116 63V62H115ZM120 63V62H119ZM136 63H138V62H136ZM147 63H148V61H147ZM152 63V62H151ZM169 63V62H168ZM189 63V62H188ZM188 63L185 65V66H187L188 65ZM192 63H194V62H192ZM196 63V62H195ZM194 63V64H195ZM222 63H223V65H224V61L222 60ZM226 63V64H227ZM102 64H99V66L100 65H102ZM105 64H104V67H105ZM117 64H118V62H117ZM135 64V63H134ZM150 64V63H149ZM191 64V63H190ZM201 64V63H200ZM200 64L198 65V66H200ZM218 64V63H217ZM225 64V65H226ZM230 64H227L228 66H230ZM240 64V66L238 65V67H240V69L243 71L244 70V74H245V72H248V70H246V68L248 69V67H246L245 65L247 64L246 62L244 63V65L243 64H241V63H239ZM249 64V63H248ZM254 64V63H253ZM110 65V64H109ZM112 65V64H111ZM155 65V64H154ZM168 65V64H167ZM183 65V66H184ZM203 65V64H202ZM214 65V64H213ZM220 65V64H219ZM218 65V66H219ZM222 65V66H223ZM224 65V66H225ZM234 64H232L231 65V67L233 66ZM235 65L233 66V67H235ZM250 65V64H249ZM103 66V65H102ZM106 66H108V64H106ZM134 68H133V67ZM173 66V65H172ZM191 66V65H190ZM197 66V65H196ZM197 66V67H198ZM221 66V67H222ZM224 66H223V68H224ZM242 66V67H241ZM251 66V65H250ZM48 68V69H50V71H51V67H53V69L54 70H56V74L55 75H53V77H52V80H50V81H48L49 83V85H48V87H46L47 89H45V91L42 89V93H40V95L38 96V95H36L37 94V92H35V90H37L36 89V82H35V80H38L40 77H45V76H42V75H44L43 74V72H44V70H45V68ZM96 67L97 68H99V69H101L102 67L100 66V67H98L97 65H96ZM96 67H93V68H96ZM118 67V66H117ZM139 67H141V66H139ZM148 67H150V65L148 66ZM193 67V66H192ZM226 67V66H225ZM231 67H229V68H231ZM238 67H235L236 69H233V70H230V71H228V72H233V73H235V72H237L238 71ZM24 68H26V67H24ZM96 68V69H97ZM144 68V67H143ZM154 68V67H153ZM152 68V69H153ZM167 68H169V67H167ZM171 68V67H170ZM184 68V67H183ZM202 68V67H201ZM214 68H215V65H214ZM217 68V67H216ZM215 68V69H216ZM220 68V67H219ZM227 69H228V67H226ZM225 68V69H226ZM250 68V67H249ZM252 68H254V66L252 65ZM27 69V68H26ZM30 69V68H29ZM29 69H28V72H30L29 71ZM47 69V70H48ZM52 69V70H53ZM103 69V68H102ZM178 69V68H177ZM180 69H182V67L180 68ZM226 69V70H227ZM13 70V71H14ZM153 70H155V69H153ZM183 70V69H182ZM195 70V69H194ZM198 70H200L199 68H198ZM220 71H221V69H219ZM219 70H217V71H219ZM225 70V71H226ZM254 70H256V68H254ZM12 71V72H13ZM21 71V70H20ZM19 71V72H20ZM22 71H24V70H22ZM21 71V72H22ZM49 71V70H48ZM104 71V70H103ZM184 71V70H183ZM190 71V72H189ZM223 71V70H222ZM257 71V70H256ZM17 72V71H16ZM28 72L26 73V75L28 74ZM45 72H47L46 70H45ZM144 72V71H143ZM152 72V71H151ZM186 72V71H185ZM192 72H194L193 70H192ZM198 72V71H197ZM209 72H211V73H209ZM224 72V71H223ZM227 72V71H226ZM13 73H15V72H13ZM23 73V72H22ZM90 73V72H89ZM149 73V72H148ZM155 73V72H154ZM154 73H151L152 75L154 74ZM176 73V72H175ZM180 73V72H179ZM178 73V74H179ZM184 73V72H183ZM215 73V72H214ZM219 73V72H218ZM217 73V74H218ZM12 74V73H11ZM20 74V73H19ZM24 74V73H23ZM140 74H142V73H140ZM144 74H145V72H144ZM147 74V73H146ZM156 74V73H155ZM172 74V73H171ZM181 74V73H180ZM194 74V73H193ZM197 74V73H196ZM226 74V73H225ZM240 74V73H239ZM253 74H255V73H253ZM258 74V73H257ZM97 75V74H96ZM138 75H139V73H138ZM176 75V74H175ZM198 75H199V72H198ZM205 75V74H204ZM214 75V74H213ZM212 75V76H213ZM219 75V74H218ZM222 75V74H221ZM231 75V74H230ZM107 76V75H106ZM147 76H149V74H147ZM172 76H174V75H172ZM191 76V75H190ZM196 76V75H195ZM200 76V75H199ZM202 76H203V73H202ZM201 76V77H202ZM226 76V75H225ZM244 76V75H243ZM254 76V75H253ZM256 76V75H255ZM11 77V76H10ZM13 77V76H12ZM14 77H15V75H14ZM47 77V76H46ZM86 77V76H85ZM151 77V76H150ZM152 77H154V76H152ZM158 77V76H157ZM175 77H177V76H175ZM174 77V78H175ZM180 77V76H179ZM182 77V76H181ZM180 77V78H181ZM206 77H207V75H206ZM224 77V76H223ZM227 77V76H226ZM245 77V76H244ZM8 78V79H7ZM17 78V77H16ZM15 78V79H16ZM25 78V76H23V79ZM36 78H38V79H36ZM50 78V77H49ZM107 78V77H106ZM148 78V77H147ZM184 78V77H183ZM183 78H181L182 80H183ZM198 78V77H197ZM212 78V77H211ZM22 78H21V81L23 80ZM79 79V80H78ZM88 79H90V78H88ZM135 79V80H134ZM144 79V78H143ZM155 79V78H154ZM154 79L152 78V81H154ZM160 79V78H159ZM212 79H214L215 80V77H213ZM91 80V79H90ZM97 80V79H96ZM140 80V79H139ZM150 80H151V78H150ZM167 80H169V79H167ZM166 80V81H167ZM177 80H179L180 81V79H177ZM201 80V79H200ZM217 80V79H216ZM8 81V82H7ZM15 81V80H14ZM39 81V80H38ZM37 81V82H38ZM95 81V80H94ZM93 81V82H94ZM99 81V80H98ZM142 81H144V80H142ZM148 81V80H147ZM160 82H161V80H159ZM174 81H176V80H174ZM173 81V82H174ZM239 81V80H238ZM237 81V82H238ZM6 83V86L4 87V86H2V83ZM20 82V81H19ZM79 82V83H80ZM158 82V81H157ZM173 82H172V84H173ZM225 82H227L226 84L227 85H225V84H223V83H225ZM233 82L234 81H232V83L231 84H233ZM236 82V83H237ZM240 82V81H239ZM248 82V81H247ZM253 82V81H252ZM18 83V82H17ZM36 83V84H35ZM143 83V82H142ZM145 83H146V79H145ZM164 83V82H163ZM241 83V82H240ZM245 83V82H244ZM249 83V82H248ZM10 84H12V83H10ZM13 84H15V82L13 83ZM40 84V83H39ZM135 84V83H134ZM139 84H141V82L139 83ZM176 84H177V81H176ZM175 84V85H176ZM46 85V86H47ZM144 85V84H143ZM162 85H164V84H162ZM161 85V86H162ZM175 85H173L174 87H175ZM183 85V84H182ZM202 85V86H201ZM2 86V87H1ZM77 86V85H76ZM80 86V85H79ZM82 86H80V89H82ZM145 86V85H144ZM149 86H151V83L149 84ZM180 86V85H179ZM233 86H234V84H233ZM148 87V86H147ZM176 87H177V85H176ZM201 87V88H200ZM237 86H235V88H236ZM132 88V87H131ZM139 89H140V87H138ZM142 88H143V86H142ZM152 88V87H151ZM232 88V87H231ZM235 88H233V89H235ZM72 89V90H71ZM79 89V90H80ZM147 89H149V88H147ZM162 90H163V88H161ZM160 89V90H161ZM169 89V88H168ZM174 89V88H173ZM177 89V88H176ZM183 89V88H182ZM76 90V89H75ZM124 90H126V88L124 89ZM142 90V89H141ZM153 90V89H152ZM157 90V89H156ZM155 90V91H156ZM171 90V89H170ZM178 90H180V89H177V91ZM202 91V93H199V91ZM258 90V91H257ZM127 91V90H126ZM134 91V90H133ZM140 91V90H139ZM150 91V90H149ZM166 91V90H165ZM181 91V90H180ZM200 91V92H201ZM4 92V93H3ZM41 92V91H40ZM79 92V91H78ZM136 92V91H135ZM146 92H147V90H146ZM152 91H150V93H151ZM183 92V91H182ZM36 93V94H35ZM75 93V92H74ZM73 93V94H74ZM77 93V92H76ZM86 93V94H85ZM137 93V92H136ZM141 93V92H140ZM143 93H145V91L143 90ZM175 93H172V94H175ZM71 94V95H70ZM138 94H139V92H138ZM137 94V95H138ZM154 94H155V92H154ZM160 94H163V92L162 93H160ZM159 93L157 94V95H160ZM168 95H169V92L167 93ZM171 94V95H172ZM23 95H26V96H28V97H30V96H33L34 98H36V102L34 101V102H32L33 104L35 103V107L33 106V108L32 109H30L29 107H31L33 104L31 103V105L29 106V104H28V101L31 99V97H30V99L28 100L26 97H24ZM70 95V96H69ZM145 95V94H144ZM179 95H181V94H179ZM183 95V94H182ZM200 95V96H199ZM74 96V95H73ZM79 96V95H78ZM134 96H136L135 95V93H134ZM161 96V95H160ZM165 96V95H164ZM184 96V95H183ZM0 97H1V95H0ZM3 97V96H2ZM75 97V96H74ZM123 97V96H122ZM125 97V96H124ZM138 97V96H137ZM146 97V96H145ZM163 97V96H162ZM186 97V96H185ZM197 97H200V98H198L197 99ZM6 98V97H5ZM33 98V99H34ZM148 98V97H147ZM146 98V99H147ZM7 99V98H6ZM5 99V100H6ZM33 99H31V100H33ZM87 99V100H88ZM128 99V98H127ZM133 99V98H132ZM161 98L159 97V100H160ZM171 99V100H170ZM186 99H187V97H186ZM195 99V100H194ZM197 99V100H196ZM2 101H3V99H1ZM4 100V101H5ZM163 100V99H162ZM166 100V99H165ZM165 100H164V102H165ZM1 101V102H2ZM81 101V100H80ZM139 101V100H138ZM142 101H144L143 99H142ZM146 101H148V100H146ZM168 101V100H167ZM258 101V103L260 104V107H257V106H259V104H257L256 102ZM8 102V101H7ZM10 102V103H11ZM30 102V101H29ZM79 102V101H78ZM98 102V101H97ZM129 102V101H128ZM159 102V101H158ZM9 103V104H10ZM84 103V102H83ZM135 103V102H134ZM141 103V102H140ZM144 102H142V104H143ZM249 103H252V110H253V112H250V113H253L254 115V118L251 120V121H253L254 122V129L257 131V137H256V135L253 133V132H251V128H252V126L250 127V128H248V125L246 126L250 131H248L247 130V128L244 126V124H243V126L244 127H242V123H248V120L246 121V118H245V116H247V114H248V116L250 115V117H251V114L249 113V110L251 109L250 108V106H251V104H249ZM3 104V103H2ZM1 104V105H2ZM7 104V103H6ZM12 104V103H11ZM14 104V103H13ZM79 104H82V101H81V103H79ZM95 104V103H94ZM148 104V103H147ZM161 104H162V102H161ZM166 104V103H165ZM4 105V104H3ZM8 105V104H7ZM100 105V104H99ZM104 105V104H103ZM107 105H109V104H107ZM120 107H119V106ZM135 105H137L136 103H135ZM134 105V106H135ZM149 105V104H148ZM170 105V104H169ZM5 106V105H4ZM69 106V107H68ZM73 106V105H72ZM82 106V105H81ZM89 106V105H88ZM143 106H145V104L143 105ZM166 106V105H165ZM171 106V105H170ZM216 106V107H217ZM2 107V106H1ZM79 107V106H78ZM107 107V106H106ZM128 107V106H127ZM154 107V106H153ZM211 107V106H210ZM210 107H208V108H210ZM213 107V106H212ZM4 109H2V112L5 110V108H6V106L5 107H3ZM8 108V107H7ZM17 108V107H16ZM111 108V107H110ZM132 108V107H131ZM134 108H136V107H134ZM164 108V107H163ZM163 108L161 109V111L163 110ZM169 108V107H168ZM167 108V109H168ZM208 108H206V109H208ZM218 108V107H217ZM28 109V110H27ZM97 109V108H96ZM136 109H138V108H136ZM149 109V108H148ZM165 109V108H164ZM167 109H165V110H167ZM232 109H234V111H232ZM9 110V109H8ZM104 110V109H103ZM152 110V109H151ZM159 110V109H158ZM212 110V109H211ZM211 110H209V111H211ZM219 109H217V111H218ZM1 111V110H0ZM106 112L108 111L107 109L105 110ZM213 111V110H212ZM219 111V112H220ZM5 112H8V111H5ZM17 112V111H16ZM22 112H24V113H22ZM94 112V111H93ZM105 112V113H106ZM112 112V113H111ZM131 112V111H130ZM139 112V111H138ZM156 112V111H155ZM169 112V113H170ZM204 112V113H203ZM208 112V111H207ZM206 112V113H207ZM227 112V114H229ZM68 114V115H65V114ZM91 113V112H90ZM108 113V112H107ZM137 113V112H136ZM164 113V112H163ZM166 113V112H165ZM168 113V114H169ZM209 113V112H208ZM221 113V112H220ZM219 113V114H220ZM231 113L229 114V116L231 115ZM6 114V113H5ZM146 114V113H145ZM155 114V113H154ZM219 114H217V117H218V115ZM223 114V113H222ZM226 113H225V116L227 115ZM6 115H10V114H6ZM137 115V114H136ZM216 115V114H215ZM108 116V115H107ZM144 116V115H143ZM152 116V115H151ZM220 116V115H219ZM228 116V115H227ZM247 116V117H248ZM10 117H8V118H10ZM120 117V116H119ZM122 117H123V115H122ZM128 117V116H127ZM133 117V116H132ZM131 117V118H132ZM158 117H159V115H158ZM166 117V116H165ZM206 117V116H205ZM214 117V116H213ZM216 117V116H215ZM232 117V116H231ZM163 118V117H162ZM220 118V117H219ZM166 119V118H165ZM205 119V118H204ZM247 119H249V118H247ZM11 121V123L9 122V121ZM25 120V121H24ZM116 120V119H115ZM209 120V119H208ZM241 120H244V122L243 121H241ZM93 121V122H94ZM160 121V120H159ZM214 121V120H213ZM7 122V123H6ZM8 122L10 123V124H8ZM130 122H131V119H130ZM242 122V123H241ZM104 123V122H103ZM137 123V122H136ZM151 124V123H150ZM161 124V123H160ZM159 124V125H160ZM215 124V123H214ZM1 125H3L4 127L1 129ZM7 125V126H6ZM158 126V125H157ZM162 126V125H161ZM194 126V127H195ZM211 126H212V124H211ZM224 126V125H223ZM86 127V128H85ZM165 127V126H164ZM164 127H162V128H164ZM205 127V126H204ZM156 130H157V128H155ZM166 129V128H165ZM192 129H193V127H192ZM196 129V128H195ZM226 129V128H225ZM154 130V129H153ZM211 130V129H210ZM219 130V129H218ZM87 131V132H86ZM106 131H107V129H106ZM122 131V130H121ZM166 131V130H165ZM193 131V130H192ZM198 131V130H197ZM207 131V130H206ZM213 131H214V127H213ZM221 131V130H220ZM244 131V132H243ZM102 132V131H101ZM109 132V131H108ZM163 132H164V130H163ZM200 132V131H199ZM210 132V131H209ZM208 132V133H209ZM62 133V132H61ZM110 133H111V138L113 139L112 141H114V140H116V142H118V140L120 139L118 136H117V133H118V129L117 128H113L112 130H110ZM198 133V132H197ZM223 133V132H222ZM225 133V132H224ZM242 133H244V134H242ZM100 134V133H99ZM103 134V133H102ZM107 134V133H106ZM109 134V133H108ZM121 134V133H120ZM207 134V133H206ZM154 135H155V133H154ZM209 135V134H208ZM229 134H227V136H228ZM231 135V136H232ZM62 136V135H61ZM82 136V135H81ZM102 136V135H101ZM106 136V135H105ZM169 135H167V137H168ZM196 136V135H195ZM215 136V135H214ZM213 136V137H214ZM230 136V137H231ZM56 137V136H55ZM58 137V136H57ZM84 137V136H83ZM104 137V136H103ZM107 137V136H106ZM121 137V136H120ZM166 137V136H165ZM171 137V136H170ZM229 137V136H228ZM233 137V138H234ZM256 137V139L255 140H253L254 138ZM198 138V137H197ZM215 139H216V137H214ZM213 138V139H214ZM218 138H219V136H218ZM223 138H225L224 136H223ZM222 138V139H223ZM232 138V137H231ZM230 138V139H231ZM62 139V140H63ZM192 139H193V137H192ZM207 139V138H206ZM206 139H204V140H206ZM210 139V138H209ZM208 139V140H209ZM212 139V138H211ZM122 140V139H121ZM203 140V139H202ZM201 140V141H202ZM226 140V139H225ZM233 140V139H232ZM107 141H108V139H107ZM111 141V142H112ZM179 141V142H178ZM214 141V140H213ZM227 141H229V139L227 140ZM115 142V143H116ZM192 142V143H191ZM204 142V141H203ZM217 142H218V140H217ZM222 142V141H221ZM224 142V141H223ZM222 142V143H223ZM252 142V143H253ZM113 143V142H112ZM120 143V142H119ZM206 143V142H205ZM204 143V144H205ZM215 143V142H214ZM220 143V142H219ZM225 143V142H224ZM226 143H228V142H226ZM225 143V144H226ZM230 143V142H229ZM253 143V144H254ZM107 144V143H106ZM124 144V143H123ZM196 144V143H195ZM202 144V143H201ZM211 144H213V143H211ZM255 144V145H256ZM113 145V144H112ZM115 145V144H114ZM119 144H117V146H118ZM180 145V146H181ZM182 145V146H183ZM223 145V144H222ZM120 146V145H119ZM154 146V145H153ZM177 146V145H176ZM205 146V145H204ZM208 146H209V144H208ZM213 146H214V144H213ZM215 146H217V145H215ZM225 145H223V147H224ZM228 146V145H227ZM248 146V147H249ZM116 147V146H115ZM157 147V146H156ZM169 147V146H168ZM185 147V146H184ZM206 147V146H205ZM210 147V146H209ZM218 147H219V145H218ZM217 147V148H218ZM222 147V146H221ZM233 147V146H232ZM235 147V146H234ZM241 145H240V147L238 146V148H240L241 149ZM194 148V147H193ZM197 148V147H196ZM212 148V147H211ZM211 148H208L209 150H211ZM220 148V147H219ZM236 148V147H235ZM237 148V149H238ZM153 149V148H152ZM184 149H186V148H183V150ZM198 149V148H197ZM214 147L212 148V151L213 152H215L214 150ZM247 149V148H246ZM254 149L252 148V150L254 151ZM117 150V149H116ZM154 151H157L156 153L158 154V150L154 147V149H153ZM182 150V151H183ZM187 150V149H186ZM185 150V151H186ZM199 150H202V148L201 149H199ZM205 150V149H204ZM203 150V151H204ZM248 150V149H247ZM193 151H194V149H193ZM198 151V150H197ZM208 151V150H207ZM207 151H205V155H206V152ZM235 151V150H234ZM242 151H244L243 149H242ZM249 151H251L250 149H249ZM211 152V151H210ZM239 152V151H238ZM255 152V151H254ZM257 152H256V155H257ZM47 153V152H46ZM45 153V155L46 156H48L47 154ZM187 153H189V152H187ZM195 153V152H194ZM194 153H192L193 154V156H194ZM204 153V152H203ZM41 154V155H40ZM181 154H182V152H181ZM197 156H198V153L196 152L195 153ZM208 154V153H207ZM217 154H218V152H217ZM44 155V156H45ZM188 155V154H187ZM191 155V154H190ZM209 155H210V153H209ZM239 155V154H238ZM44 156H42V157H44ZM45 156V159L47 158ZM203 156V155H202ZM214 156H215V153H214ZM219 156V155H218ZM232 156V155H231ZM230 156V157H231ZM229 157V156H228ZM257 157H258V155H257ZM38 158V157H37ZM185 158V157H184ZM224 158V157H223ZM233 158V157H232ZM243 158V157H242ZM242 158H241V160H242ZM245 158L246 157H244L243 158V160H245ZM258 158V159H259ZM44 159V160H45ZM214 159V158H213ZM218 159V158H217ZM36 160V159H35ZM205 160V159H204ZM207 160V159H206ZM240 160V159H239ZM241 160L239 161V164H240V162H241ZM242 160V161H243ZM189 161V160H188ZM248 161H249V159H248ZM255 161V160H254ZM23 162V163H24ZM206 162V161H205ZM210 162V161H209ZM217 162V161H216ZM215 162V163H216ZM238 162V161H237ZM245 162H247V158H246V160H245ZM244 162V163H245ZM214 163V162H213ZM248 163V162H247ZM246 163V164H247ZM250 163H251V161H250ZM253 163V162H252ZM84 164V163H83ZM88 163H86V164H84V165H87ZM95 164V163H94ZM185 164V163H184ZM207 164V163H206ZM235 164V163H234ZM242 164V163H241ZM245 164V165H246ZM258 164V163H257ZM23 165V164H22ZM225 165V164H224ZM236 165V164H235ZM248 165V164H247ZM32 166V165H31ZM217 166H218V162H217ZM232 166H234L233 164H232ZM232 166H231V168H232ZM249 166V165H248ZM251 166V165H250ZM20 167V166H19ZM84 166H82V168H83ZM87 167V166H86ZM186 167V166H185ZM201 167V166H200ZM230 167V166H229ZM238 167V166H237ZM241 167V166H240ZM252 167V166H251ZM254 168H255V165L253 166ZM256 167H257V165H256ZM209 168H210V166H209ZM227 168V167H226ZM225 168V169H226ZM236 168V167H235ZM264 168V167H263ZM20 169V168H19ZM28 169V168H27ZM84 169V168H83ZM88 169V168H87ZM256 169V168H255ZM257 169H259L258 167H257ZM261 169V168H260ZM16 170V169H15ZM14 170V171H15ZM80 170V169H79ZM200 170V169H199ZM198 170V171H199ZM209 170V169H208ZM221 170V169H220ZM227 170V169H226ZM3 171V172H2ZM9 171V172H8ZM84 170H82L81 169V172H83ZM197 171V172H198ZM203 171H204V169H203ZM215 171V170H214ZM251 171H253V170H251ZM257 171V170H256ZM260 171V170H259ZM5 172H7V173H5ZM194 172V171H193ZM262 172V171H261ZM11 173V172H10ZM15 173V172H14ZM86 173V172H85ZM214 173V172H213ZM253 173V172H252ZM264 173V172H263ZM3 174V175H4ZM83 173H81L80 175L82 176H79L78 177V179L80 180V182L82 181H87V180H85V179H87V178H85V179H83L82 180V178H84V175L85 174H83ZM210 174V173H209ZM215 174V173H214ZM238 174V173H237ZM259 174V173H258ZM194 175V174H193ZM205 175V174H204ZM207 175V174H206ZM231 175V174H230ZM255 175H256V173H255ZM261 175V174H260ZM8 176V175H7ZM6 175H5V177H7ZM10 176V175H9ZM196 176V175H195ZM209 176V175H208ZM207 176V177H208ZM227 176V175H226ZM228 176H229V174H228ZM232 176V175H231ZM234 176H235V174H234ZM241 176V175H240ZM258 176L259 175H257V177L256 178H258ZM87 177V176H86ZM194 177V176H193ZM216 177V176H215ZM223 177V176H222ZM72 178V177H71ZM190 178V177H189ZM192 178V177H191ZM190 178V179H191ZM202 178V177H201ZM226 178V177H225ZM231 178V177H230ZM247 178V177H246ZM262 179H260V177H259V179H255L254 177L251 179V177H250V179L252 180V182H249V187H251V184L250 183H252V188H251V190H252V194H253V196H252V194H251V196L252 197H254V200L253 201H255V206L253 207V205H254V203H253V201L252 200H249V199H247V200H249L250 202L252 201V203H253V205H251L252 203H250V205L253 207V208H251L250 207V209H251V211L253 210L254 212H252L251 213V215H249L246 219H249V221L250 220H253V221H250V223L248 224V230H249V227H250V232H251V235L249 234V239L250 240H247L248 238V235H245V236H247L246 238H243V239H246L247 241H245V240H242V244H245L244 245V247H242L243 249H244V254H246V256L248 257V260H249V262L251 263V264H264V187H263V185H264V177L262 176L261 177ZM30 179V178H29ZM189 179V180H190ZM195 179V178H194ZM198 179V178H197ZM203 179H205V178H203ZM207 179V178H206ZM14 180V179H13ZM18 180V179H17ZM75 180V179H74ZM198 180H201V179H198ZM208 180V179H207ZM213 180V179H212ZM212 180H211V183H212ZM217 180H218V177H217ZM217 180H215L216 182H217ZM248 180V179H247ZM263 180V181H262ZM29 181V180H28ZM30 181H32L31 179H30ZM29 181V182H30ZM204 181V180H203ZM206 181V180H205ZM222 181V180H221ZM15 182V181H14ZM26 182V181H25ZM80 182H79V184H80ZM188 182V181H187ZM201 182V181H200ZM209 182V181H208ZM236 182V181H235ZM262 182H263V184H262ZM16 183V182H15ZM22 183V182H21ZM31 183H33V182H31ZM179 183V182H178ZM206 183V182H205ZM227 183V182H226ZM238 183V182H237ZM14 184V183H13ZM19 184V183H18ZM17 184V185H18ZM198 184V183H197ZM200 184V183H199ZM216 184V183H215ZM217 184H219V183H217ZM216 184V185H217ZM227 184H229V183H227ZM231 184H232V182H231ZM236 184V183H235ZM203 185V184H202ZM201 185V186H202ZM211 185H213V184H211ZM230 185V184H229ZM246 185H248V184H246ZM245 184H244V188H245V186H246ZM11 186H13V185H11ZM15 186V185H14ZM14 186H13V188H14ZM32 186V185H31ZM81 186V185H80ZM178 186V185H177ZM199 186V185H198ZM197 186V187H198ZM213 186H215V185H213ZM218 186H220V185H218ZM226 186V185H225ZM231 186V185H230ZM232 186H233V184H232ZM235 187H236V185H234ZM240 186V185H239ZM242 186V185H241ZM24 187V186H23ZM33 187V186H32ZM194 187V186H193ZM206 187H207V185H206ZM249 187H248V191L251 193V191H250V189H249ZM263 187V188H262ZM19 188V187H18ZM17 188V189H18ZM25 188V187H24ZM80 188V187H79ZM195 188H196V186H195ZM201 188V187H200ZM219 188V187H218ZM220 188H221V186H220ZM230 188V187H229ZM243 188V187H242ZM243 188V189H244ZM185 189V188H184ZM205 189V188H204ZM216 189V188H215ZM238 189V188H237ZM240 189H241V187H240ZM197 190H198V188L196 189V192H197ZM201 190H203V189H201ZM200 190V191H201ZM207 190V189H206ZM218 190V189H217ZM233 190H235V189H233ZM14 191V190H13ZM13 191H11V192H13ZM180 191V190H179ZM191 191H193V190H191ZM239 191V190H238ZM240 192H242V191H240ZM8 193V194H9ZM14 193V192H13ZM13 193H11V194H13ZM25 193H26V191H25ZM179 193V192H178ZM191 193V192H190ZM195 193V192H194ZM198 193V192H197ZM210 193V192H209ZM208 193V194H209ZM222 193V192H221ZM247 193V192H246ZM250 193H248V194H250ZM5 194H7V193H5ZM5 194H3V195H1V196H4ZM203 193H201V195H202ZM234 194V193H233ZM241 194V193H240ZM183 195V194H182ZM185 195V194H184ZM200 195V196H201ZM204 195V194H203ZM220 195V194H219ZM222 195V194H221ZM220 195V196H221ZM224 195V194H223ZM235 195V194H234ZM1 196H0V199H1ZM193 196V195H192ZM191 196V197H192ZM196 196V195H195ZM205 196V195H204ZM210 196H211V193H210ZM4 197H9V198H11V195H9V196H4ZM4 197H2L3 198V200H4ZM197 197V196H196ZM202 197V196H201ZM206 197V196H205ZM224 197V196H223ZM222 196H221V198H223ZM13 198V197H12ZM22 199L25 201V200H27V196H22ZM182 199V198H181ZM184 199V198H183ZM194 199V198H193ZM192 199V200H193ZM251 199V198H250ZM253 199V198H252ZM6 200V199H5ZM12 200V199H11ZM11 200H9V201H11ZM186 200H189V199H186ZM199 200V199H198ZM197 200V198H196V200H195V202L196 201H198ZM213 200V199H212ZM2 201V200H1ZM0 201V202H1ZM8 201V202H9ZM28 201V200H27ZM183 201V200H182ZM202 201V200H201ZM204 201H205V199H204ZM203 201V202H204ZM210 201V200H209ZM208 201V202H209ZM231 201V200H230ZM12 202V201H11ZM10 202V203H11ZM225 203H226V201H224ZM7 202L5 201V204H6ZM9 203V204H10ZM13 203V202H12ZM11 203V204H12ZM199 203V202H198ZM197 202H196V204H198ZM207 203V202H206ZM237 203V202H236ZM246 203V202H245ZM244 203V204H245ZM8 204V205H9ZM180 204V203H179ZM186 204V203H185ZM195 204V205H196ZM200 204H203L202 202L200 203ZM212 204V203H211ZM231 204V203H230ZM238 204V203H237ZM236 204V205H237ZM4 205V204H3ZM7 205V204H6ZM7 205V206H8ZM183 205V204H182ZM234 205H235V203H234ZM233 205V206H234ZM247 205V204H246ZM0 206H1V203H0ZM5 206V205H4ZM204 206V205H203ZM210 206V205H209ZM229 206V205H228ZM2 207V206H1ZM11 207V206H10ZM192 207V206H191ZM196 207H198V206H196ZM207 207V206H206ZM239 207V206H238ZM238 207H236V208H238ZM241 207H242V205H241ZM243 207H244V205H243ZM4 208V207H3ZM6 208V207H5ZM4 208V209H5ZM7 208H9V207H7ZM12 208V207H11ZM94 208H95V206H94ZM178 208V207H177ZM186 208V207H185ZM194 208V207H193ZM234 208V207H233ZM247 208H249V207H247ZM13 209V208H12ZM183 209V208H182ZM228 209V208H227ZM235 209V208H234ZM240 209V208H239ZM9 210V209H8ZM186 210V209H185ZM231 210H232V208H231ZM7 211V210H6ZM5 210L3 211V210H1L0 209V213H2V214H0V222L2 223V225H1V227H0V264H35L34 262H30L29 260H33V259H29L28 258V260H26V253H27V251L28 250H32V248L31 249H27L28 247H24V246H26L27 244V242L26 241H20L21 240V238H19V237H16L15 238V236H17L18 235V233H19V231L17 232V230H16V232L17 233H15L13 230L14 229H16V227L15 228H13L14 227V223H12L13 225H11V224H9V222H11V221H5L6 219L8 220V215L5 213L6 212ZM10 211V210H9ZM175 211H177V210H175ZM179 211V210H178ZM189 211V210H188ZM233 211V210H232ZM243 211V210H242ZM247 211V210H246ZM250 211V212H251ZM8 212V211H7ZM187 212V211H186ZM192 212V211H191ZM197 212H199V211H197ZM244 212V211H243ZM242 212V213H243ZM4 213V214H3ZM9 213H11V214H13L11 211L9 212ZM8 213V214H9ZM19 213V212H18ZM230 213V212H229ZM248 213H249V211H248ZM247 212H246V214H248ZM5 214H6V216H7V218H5ZM15 214V213H14ZM17 214V213H16ZM187 214H188V212H187ZM223 214V213H222ZM232 214V213H231ZM2 215H4V217H2ZM10 215V214H9ZM12 216V215H11ZM16 216V215H15ZM14 216V217H15ZM18 216V215H17ZM160 216V215H159ZM184 216V215H183ZM191 216V215H190ZM224 216H226V213L224 214ZM228 216V215H227ZM236 216V215H235ZM13 217V216H12ZM12 217H11V219H12ZM186 217V216H185ZM187 217H188V215H187ZM186 217V218H187ZM243 217V216H242ZM4 218V222H3V219ZM17 218V217H16ZM191 218V217H190ZM226 218V217H225ZM244 218V217H243ZM18 219V218H17ZM16 219V220H17ZM184 219V218H183ZM188 219V218H187ZM236 219V218H235ZM142 220V219H141ZM212 220V219H211ZM231 220V219H230ZM13 221V220H12ZM142 221H146V220H142ZM186 221V220H185ZM188 221V220H187ZM233 221V220H232ZM243 221V220H242ZM246 221V220H245ZM8 222V223H7ZM211 222H213V221H211ZM234 222V221H233ZM247 222V221H246ZM142 223V222H141ZM140 223V224H141ZM146 223H147V221H146ZM207 223H209V222H207ZM235 223V226H236V222H234ZM239 223H240V220H239ZM244 223V222H243ZM243 223H241V224H243ZM15 224H16V222H15ZM186 224V223H185ZM212 224V223H211ZM245 225H246V223H244ZM144 226L145 224L143 223V224H141V226ZM189 225V224H188ZM203 225V224H202ZM212 225H214V223L212 224ZM245 225H243V227L245 226ZM147 225H145V227H146ZM206 226V225H205ZM148 227V226H147ZM150 227V226H149ZM149 227L147 228L148 230H150L149 229ZM191 227V226H190ZM214 227H216V226H214ZM231 227V226H230ZM229 227V230L231 229ZM233 227H234V224H233V226H232V229H233ZM237 227H238V225H237ZM247 227V226H246ZM152 228V227H151ZM193 228H195V227H193ZM212 229H213V226L211 227ZM225 228H227V230H228V226L227 227H225ZM11 229H13V230H11ZM17 229H18V227H17ZM21 229V228H20ZM189 229V228H188ZM208 229V228H207ZM210 229V228H209ZM208 229V230H209ZM211 229V230H212ZM235 229H237V228H235ZM143 230V229H142ZM145 230V229H144ZM190 230H191V228H190ZM195 230V229H194ZM203 230H204V228H203ZM210 230V231H211ZM227 230H225V232L227 231ZM228 230V231H229ZM242 230H244V229H242ZM248 230H247V232H248ZM21 231V230H20ZM25 231V230H24ZM209 231V233H211ZM213 231V230H212ZM224 231V230H223ZM227 231V232H228ZM235 231V230H234ZM14 232V233H13ZM22 232H23V230H22ZM139 232H140V230H139ZM149 232L150 231H148L147 232V234L149 235ZM189 232V235H188V237H187V240H186V244H185V250H184V252L185 253H183V254H181V255H183V256H181V257H179V256H175V255H173V254H171V253H168V258L166 259L167 261L165 262L164 261V263H162L161 261H159L158 259L159 258H157V256L158 255H156V247L158 248V246H157V244H156V246H155V244L153 243L154 241L153 240H155V238L152 240V238H153V236H151V237H149L147 234V236H144L142 233H141V237L142 236H144V237H142L141 239H143V241L146 243H144V246H142L143 244V241L140 243V246H141V248H144L145 246H147L146 248H148L149 249V255L147 256V259H146V262H144L145 264H191L192 263V261L194 262V261H196L197 262V255L198 254H200V251L201 252H203V255L202 256H204V253H205V255H206V253H209L210 252V254H212L211 252L212 251H214L215 249H219L220 250V253H221V250L223 251V246H226L227 245V240L229 241V242H232V241H235V240H232V239H227V240H224V241H217L216 239L214 240V238H212V242L211 243H205V242H203L201 239H198V234H196V232H194V231H188ZM200 232H202L203 233V231H200ZM215 232H217V231H215ZM224 232V233H225ZM242 232V231H241ZM246 232V229H245V232L244 233H247ZM31 233V232H30ZM145 233H146V231H145ZM201 233V234H202ZM208 233V232H207ZM206 233V231H205V233H203V234H207ZM223 233V232H222ZM223 233V234H224ZM233 233V232H232ZM17 234V235H16ZM24 234L26 235V233H23L22 235L24 236ZM33 234V233H32ZM212 234V233H211ZM214 234V233H213ZM228 234H230L231 235V232L229 233L228 232ZM239 234V233H238ZM21 235V234H20ZM20 235H18V236H20ZM22 235L20 236V237H22ZM30 235V234H29ZM29 235H27V236H29ZM222 235V234H221ZM226 235V233L224 234V236ZM201 236V235H200ZM207 236V235H206ZM34 237V236H33ZM32 237V238H33ZM212 237V236H211ZM226 237H227V235H226ZM230 237V236H229ZM24 238V240H27V239H25V237H23ZM22 238V239H23ZM28 238V237H27ZM200 238V237H199ZM223 238V237H222ZM238 238H239V240H238ZM237 238V242H241V240H240V236ZM242 238V237H241ZM16 239L18 240L17 242H16ZM209 239V238H208ZM219 239H220V237H219ZM218 239V240H219ZM163 240V239H162ZM201 240V241H200ZM210 240V239H209ZM28 241H29V239H28ZM30 241H32V240H30ZM124 241V240H123ZM153 241V242H152ZM185 241V240H184ZM205 241H206V239H205ZM217 241V242H216ZM226 241V242H225ZM235 241V242H236ZM18 242H26L24 245L22 244V245H20ZM121 242H122V240H121ZM128 242V241H127ZM132 242V241H131ZM157 242V241H156ZM220 242H224V243H220ZM234 242V243H235ZM243 242H246V243H243ZM29 243V242H28ZM31 243V242H30ZM87 243V242H86ZM124 243V242H123ZM122 243V244H123ZM130 243V242H129ZM137 243V242H136ZM182 243V242H181ZM233 243V242H232ZM111 244V243H110ZM132 244H133V242H132ZM139 244V243H138ZM142 244V245H141ZM237 244V243H236ZM86 245V244H85ZM127 245V244H126ZM110 246H112V244L110 245ZM125 246V245H124ZM133 246V245H132ZM132 246H130V247H132ZM140 246L138 245V247L140 248ZM160 246V245H159ZM162 246V245H161ZM163 246H165V243H164V245ZM162 246V247H163ZM169 246V245H168ZM230 246V245H229ZM232 246V245H231ZM240 246H241V243H240ZM243 246V245H242ZM85 247V246H84ZM122 247V246H121ZM135 247V246H134ZM134 247H132L133 248V250L136 252V253H132V251L130 252V253H132L131 255L130 254H128L129 255V257L130 256H133V255H135L134 257H136V254L138 253V250L136 251L135 250V248ZM137 247V246H136ZM137 247V248H138ZM161 247V248H162ZM213 247H215V249H213ZM226 247H228V246H226ZM226 247H224V249H226ZM233 247H237V246H233ZM30 248V247H29ZM87 248V247H86ZM111 248V247H110ZM113 248V247H112ZM123 248V247H122ZM132 248H131V250H132ZM140 248V249H141ZM146 248H144V249H146ZM239 248V247H238ZM159 249V248H158ZM164 249V251H166L165 250V248H163ZM166 249H168L167 247H166ZM211 249H213V250H211ZM230 249H232V248H230ZM234 249V248H233ZM237 249V248H236ZM240 249V248H239ZM242 249V250H243ZM107 250V249H106ZM123 250V249H122ZM125 250V249H124ZM130 250V249H129ZM227 250V249H226ZM33 251V250H32ZM84 251H85V249H84ZM83 251V252H84ZM89 251V250H88ZM87 251V252H88ZM133 251V252H134ZM140 251H142L143 252V249L142 250H139V252ZM148 251V250H147ZM168 251H169V249H168ZM168 251H166V252H168ZM233 251V250H232ZM38 252V251H37ZM109 252H111V251H109ZM123 252V251H122ZM121 252V253H122ZM177 252V251H176ZM217 252V251H216ZM216 252H214L215 254H217ZM236 252V251H235ZM241 252H243V251H238V253H241ZM30 255H32L30 252H28ZM104 253H106V252H104ZM157 253H158V251H157ZM229 253V252H228ZM34 254V253H33ZM88 254V253H87ZM108 254V253H107ZM123 254V253H122ZM139 254V253H138ZM215 254H212V255H215ZM225 254V253H224ZM227 254V253H226ZM86 255V254H85ZM90 255V254H89ZM116 255V254H115ZM121 254L119 253V256H120ZM127 254H126V256H128ZM230 255V254H229ZM29 255H27V257H28ZM92 256V255H91ZM108 256H110V255H108ZM200 255H198V258H200L199 257ZM30 257V256H29ZM115 257V256H114ZM227 257V256H226ZM226 257H223V258H225L226 259ZM238 257H239V255H238ZM247 257H245V258H247ZM30 258H32V257H30ZM39 258V257H38ZM92 259L94 258V256L93 257H91ZM103 258H105V257H103ZM108 258V257H107ZM111 258H113V257H111ZM120 258V257H119ZM119 258L117 257V259L119 260ZM126 258V257H125ZM138 258V257H137ZM221 258V257H220ZM241 258L242 257H240V261H242L241 260ZM244 258V257H243ZM244 258V259H245ZM106 259V258H105ZM213 259V258H212ZM229 259V258H228ZM236 259V258H235ZM234 258H233V260H235ZM38 260V259H37ZM109 260V259H108ZM115 260V259H114ZM117 260V261H118ZM127 260H128V258H127ZM126 260V261H127ZM133 260V259H132ZM202 260V259H201ZM210 260H211V258H210ZM231 260V259H230ZM237 260V259H236ZM34 261V260H33ZM125 261V260H124ZM239 261V262H240ZM244 261V260H243ZM247 261V260H246ZM245 261V262H246ZM38 262V261H37ZM37 262H36V264H37ZM105 262V261H104ZM104 262H101V263H103L104 264ZM109 262V261H108ZM114 262H116V260L114 261ZM137 262V260L135 261V263L134 264H139L138 262ZM142 262V261H141ZM161 262V263H160ZM212 262H213V260H212ZM212 262H210L211 264H212ZM214 262H215V260H214ZM218 262H219V260H218ZM221 262V261H220ZM226 262V261H225ZM238 262V261H237ZM111 263V262H110ZM125 263V262H124ZM143 263V264H144ZM216 263V262H215ZM228 263V262H227ZM226 263V264H227ZM233 263V262H232ZM248 263V262H247ZM40 264V263H39ZM94 264H96L95 262H94ZM217 264H219V263H217ZM230 264V263H229ZM236 264V263H235ZM241 264V263H240ZM246 264V263H245Z\"/></svg>", "mask_w": 264, "mask_h": 264}]
</instances>
